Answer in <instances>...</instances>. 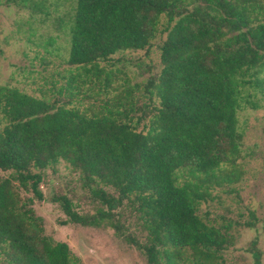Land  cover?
I'll use <instances>...</instances> for the list:
<instances>
[{
  "label": "trees",
  "instance_id": "trees-1",
  "mask_svg": "<svg viewBox=\"0 0 264 264\" xmlns=\"http://www.w3.org/2000/svg\"><path fill=\"white\" fill-rule=\"evenodd\" d=\"M5 1L49 14L46 0ZM66 14L69 72L53 88L59 98L0 84V171H8L0 175V264L74 263L19 191L41 200L42 171L60 161L97 203L79 213L65 194L52 196L60 224L108 226L147 264H219L230 236L196 211L211 189L239 178L237 113L258 106L253 94L264 96V0H71ZM156 33L163 37L159 67L142 84L147 101L137 105L127 87L98 110L64 101L94 86L106 93L109 73L95 64L146 52ZM124 202L143 226L141 239L121 222ZM247 250L260 264L256 239Z\"/></svg>",
  "mask_w": 264,
  "mask_h": 264
},
{
  "label": "rangeland",
  "instance_id": "rangeland-1",
  "mask_svg": "<svg viewBox=\"0 0 264 264\" xmlns=\"http://www.w3.org/2000/svg\"><path fill=\"white\" fill-rule=\"evenodd\" d=\"M71 0H46L49 14L30 15L28 9L0 0V84L15 86L33 95L51 100L57 97L54 86L60 75H67L63 63L66 55L69 17L66 10ZM51 3V4H50ZM52 3H57L55 8ZM162 22V19L160 20ZM161 23L158 24V29ZM163 34L156 33L148 50L116 53L107 63L97 62L109 73V89L102 93L93 87L88 96L78 95L66 103L98 110L106 98L125 93L127 87L137 105L147 101L142 84L159 67L157 45ZM103 73L99 80H103ZM264 76V73H262ZM82 86L81 89H85ZM256 108L243 106L237 113L242 133L241 156L237 159L239 178L228 186L210 190V198L201 201L197 215L207 224L230 236L229 244L220 252L219 264H254L247 247L256 239L260 264H264V96L256 93ZM111 103V101H109ZM8 171H0L6 175ZM38 189L42 199L34 198L30 190L19 189L22 197L33 198L31 208L41 222L43 233L53 241L67 243L75 260L73 264H147L143 254L108 226L90 227L60 224L65 218L52 196L65 194L74 210L93 212L94 202L82 186L77 174L63 162L43 169ZM121 222L136 238L144 237L143 226L136 214L124 202ZM251 224L247 227L246 223ZM227 227V229H226ZM225 229V230H223Z\"/></svg>",
  "mask_w": 264,
  "mask_h": 264
}]
</instances>
